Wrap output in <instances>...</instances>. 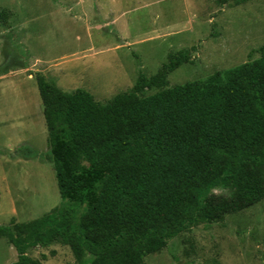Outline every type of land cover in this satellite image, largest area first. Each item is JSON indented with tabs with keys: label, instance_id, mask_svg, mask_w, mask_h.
<instances>
[{
	"label": "trees",
	"instance_id": "16d2710c",
	"mask_svg": "<svg viewBox=\"0 0 264 264\" xmlns=\"http://www.w3.org/2000/svg\"><path fill=\"white\" fill-rule=\"evenodd\" d=\"M192 51L168 53L153 76L140 72L105 103L35 75L60 203L0 228L12 264H38L27 250L55 243L76 264H142L179 234L264 200V46L170 87L168 75L192 64Z\"/></svg>",
	"mask_w": 264,
	"mask_h": 264
},
{
	"label": "rangeland",
	"instance_id": "374dc122",
	"mask_svg": "<svg viewBox=\"0 0 264 264\" xmlns=\"http://www.w3.org/2000/svg\"><path fill=\"white\" fill-rule=\"evenodd\" d=\"M220 1L0 0V228L60 203L35 75L105 103L129 91L140 72L153 76L170 52L194 47L192 64L168 75L170 87L237 66L264 46V0ZM27 255L76 264L57 243ZM16 259L0 235V264ZM142 264H264V200L179 234Z\"/></svg>",
	"mask_w": 264,
	"mask_h": 264
}]
</instances>
